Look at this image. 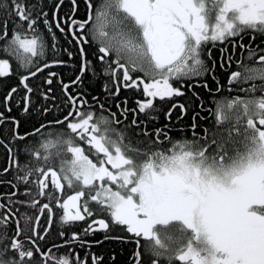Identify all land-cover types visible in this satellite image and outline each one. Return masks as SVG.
Instances as JSON below:
<instances>
[{
  "label": "snow or ice",
  "instance_id": "obj_1",
  "mask_svg": "<svg viewBox=\"0 0 264 264\" xmlns=\"http://www.w3.org/2000/svg\"><path fill=\"white\" fill-rule=\"evenodd\" d=\"M84 2L87 7L85 19L74 18L77 0H71L72 14L67 19L58 17L64 3L59 0L51 21L47 12L34 13L32 8L26 7L24 0H10L0 5V9L19 21L16 30L10 31L7 21L0 26V41L4 42L0 48V78L12 74L13 61L17 64V72L20 69L27 72L19 80L26 90L23 113H29L31 108L30 94L34 89L29 86L30 78L65 63L54 59L41 65L48 47L39 29L41 19L52 37L54 52L57 45L53 24L60 33L71 35L69 44L75 41L81 67L72 84L81 83V77L92 65L85 48L90 43V35L98 44V60L106 65L103 73L112 78L115 86L111 94L118 96L121 88L142 91L147 99L137 101L140 113L155 110L156 98L163 101L183 96L181 88L174 86L175 81L202 76L212 70L202 59L205 45L211 43L214 47L216 42L223 43L233 37L243 40L249 33L253 42L259 34L264 43V0H101L95 10L92 0ZM62 24L67 25V33ZM233 47H236L235 43ZM239 47H246L248 59L255 58V63L249 66L241 61L238 70L231 72L228 84H250L240 91L253 94L259 91L261 94L235 96L227 102V111L218 106L214 113L215 130L204 129L203 135L196 133L198 125L193 116L192 140L173 141L167 131L155 129V140L149 139V147L162 146L167 141L170 145L167 148L151 151L134 148L130 142H125V134L119 132L113 138L110 133L115 130L108 125L121 122L115 119L116 114L111 113L113 119L109 120L96 117L94 112L83 111L87 101L68 93L70 85L62 81L68 108L62 118L41 123L24 134L18 131L20 121L11 118L14 140L24 141L37 134L42 137L38 148H25L33 160L40 163L34 167L26 164L20 169L25 174L16 179L28 185L29 178L35 173L37 178L32 183L38 189L37 195L46 197L49 202L41 204L35 198L16 201L32 208L40 205V215L35 217L32 235L25 240L18 239L22 229L19 221L16 222L10 245L0 247V264H34L37 254L42 257L39 264H49V261L73 264L70 254L60 258L53 253V248L63 245H53L42 251L38 243L45 239L52 225L53 202L55 207L63 210L60 219L64 224L93 217L96 213L89 205L95 202L99 213H108L110 222L103 218L92 219L83 234L98 230L107 232L110 223L123 226L135 238L134 264H160L161 260L168 264L174 260L180 264H264V54H258L264 53V47L253 48L251 44L243 43ZM64 51L69 58L73 56L67 48ZM220 51V66L223 67L226 49ZM110 57L114 59L109 60ZM211 57L209 49V60ZM227 60L230 66L232 57L228 56ZM136 72L143 76L134 77ZM56 76V72L49 71L45 83L51 86L52 78ZM254 81H259V85ZM203 87L211 92L207 83ZM105 89L108 90L107 85ZM216 90H220L218 81ZM51 91L49 87L42 93L43 99H50L48 93ZM16 92L17 88L13 87L4 98L9 113L12 109L8 107V101ZM100 107L103 109L104 106ZM177 107L183 114L185 106L173 104L166 115L170 118ZM42 111L46 114L50 110L44 107ZM132 111L135 113L136 109ZM127 112L128 109H124L121 114L126 116ZM6 119L8 117L0 111V125ZM131 123L137 125V120L133 119ZM51 125H62L67 133L58 132L56 138L51 139L53 133L42 131ZM143 135L150 137L152 134L145 131ZM3 142L0 139V144ZM8 152L11 162L19 167L11 155L12 149ZM67 154L71 159L65 158ZM55 159H59L58 168L53 166ZM3 171L8 172L9 168ZM12 187L17 185L12 184ZM66 188L72 194L65 195ZM23 194L30 196L31 190L25 189ZM2 207L4 205L0 204ZM45 212L49 227L40 234L37 227ZM24 220L27 224L32 218L25 216ZM60 235L64 236V232ZM5 239L6 234L0 235V243ZM141 240L148 242L147 262L141 252ZM75 241L81 246L86 243L77 233L65 243ZM26 242L31 247L26 248ZM10 252L14 254L9 255ZM101 259L93 255L92 264H99ZM75 264H87V261L81 260L77 253Z\"/></svg>",
  "mask_w": 264,
  "mask_h": 264
},
{
  "label": "trees",
  "instance_id": "obj_2",
  "mask_svg": "<svg viewBox=\"0 0 264 264\" xmlns=\"http://www.w3.org/2000/svg\"><path fill=\"white\" fill-rule=\"evenodd\" d=\"M10 0H0V5L9 3ZM101 0H92L94 10L95 7L99 5ZM26 7L32 8L33 12H47L48 19L52 20V13L55 11V4L59 3V0H24ZM35 6V7H33ZM72 14V4L71 0H64V3L61 5L58 17L67 19L68 16ZM87 17V7L84 0H77V8L75 12L76 19H85ZM7 21L9 30H16V24L19 21L15 18L14 15H9L5 10L0 9V26L3 22ZM67 33V25H63ZM39 29L42 32L45 42L48 45L46 49V54L43 60H41V65L43 62L47 61L51 63L52 60H63L65 63L61 65H55L50 69H45L43 73H38L36 77H32L29 80V86L34 89L31 96V108L30 112L25 114L23 113V97L26 94V90L20 85L19 80L21 75L27 74L24 69H20L19 72L16 71L17 64L13 61L12 68L13 72L7 77L0 78V111L4 112L5 117L8 119L5 120L3 125H0V139L4 142L0 144V204L4 207L0 208V235L6 234L7 239L0 243V247L5 245H10L11 238L15 234L16 222L19 221L20 228L22 229L21 236L18 239L25 240L26 237L31 236V228L35 226V217L40 215L38 209L40 205H37L36 208L29 207L26 204L16 203V201L25 200L30 201L33 198L40 201L41 204L48 203L46 197H41L37 195L38 189L35 184L32 183L37 177L34 173L29 178V184L25 185L21 181H18L16 177L22 176L25 174L24 171L20 169L23 168L26 164L34 167L37 161L33 160V157L29 152L25 151L26 147H31L33 149L39 147V143L42 139L40 134L35 136H29L24 141L14 140L12 138V129L13 124L11 118H15L20 121L19 133L24 134L25 132H31L35 127H39L41 123L47 124L48 121L55 120L56 118H62L63 115L67 113V106L65 105V100L67 96L65 95L61 81L70 85L67 90L73 96H76L78 99L82 98L87 101V104L83 106V111H91L95 113L96 117H107L109 120H112L111 113H115V119L121 121L120 123H111L109 127L114 129V132H111L110 135L113 138H116V133L125 134V142H130L132 147L145 149L148 148L150 151L155 150L156 148L170 147L167 141L161 145H154L149 147V139L155 140L154 130L157 128L164 129L167 131L168 136L172 138L173 141L176 140H192L193 136V120L192 117L196 116V123L198 127L195 129L198 135H203L204 129L215 130V115L218 106L225 107L227 102L234 98L235 96H249V95H260L261 93L257 91L256 93H247L240 91L241 88H248L250 84H237L230 86L228 84V79L232 71L238 70V64L242 61L244 64L252 66L255 63V58L253 60L248 59V50L247 48H240L239 44L243 43L245 45L251 44L253 48L257 45L264 47L261 37L257 34V39L253 42L251 40V33L245 34L243 40L239 37L229 38L223 43L216 42L215 46L211 43L204 46V52L202 53V59L205 60L207 66L212 69L205 75L202 76H193L191 79H182L180 81H175L174 86L180 87L181 91L184 92L183 96H174L172 98H165L161 101L159 98L154 100V109L155 110H146V113H140L138 111L137 101H144L145 98L142 94V91L137 89H125L121 88V91L118 96L112 95L115 91V86L112 83V78L106 76L103 73V68L106 67L103 63L98 60V44L95 41H92V37L89 35L88 39L90 43L85 45L87 52V59L92 62V65L88 71L81 77L82 82L78 84H72L71 82L75 80L76 76L80 74L81 67V57L78 52V48L75 45V41L72 44H69L68 41L72 39L70 34H62L57 30L53 24V32L56 36V45L57 48L55 52L51 48L53 43L51 35L47 32V29L44 28L41 22L39 23ZM3 41H0V48L3 46ZM233 43L236 44V47H233ZM67 48L69 51L73 52L71 58L68 57L64 49ZM211 50L212 57L211 60L208 58V50ZM221 49H226V52L223 54V63L224 66L221 67ZM264 54V53H258ZM231 56V64L227 57ZM114 59L110 57L109 60ZM213 61L215 62V67L212 68ZM115 67V65H113ZM34 70V69H32ZM56 72L57 76L53 77V84L51 86L45 83L46 78H48V72ZM215 77V79H213ZM217 81L219 82L220 90L217 91ZM207 83L211 92L204 88L203 85ZM259 85V81H254ZM107 85L108 90L106 91L105 86ZM17 88V92L13 93V97L8 101V107L12 109L9 113L4 105V98L7 93L13 88ZM51 87L52 91L48 93L50 99H43L42 93L47 92V89ZM231 87V91L229 88ZM195 94V95H194ZM96 99H93V98ZM126 101V103H125ZM173 104H183L185 106V111L182 114V111L179 107L172 110V115L169 118L166 114L171 109ZM100 105H103L101 109ZM120 105V107H117ZM47 107L50 111L48 113H43L42 109ZM124 109H128V112L125 115H122ZM136 109L134 113L132 110ZM198 114V115H197ZM149 116L155 117L150 119ZM137 120V125H132V120ZM167 126V127H165ZM45 132L53 133L51 139H55V134L58 132L67 133V129L62 125H51L48 129L42 130ZM147 131L152 134L150 137H145L143 133ZM163 140V136L160 137ZM7 145V147H5ZM87 150V145H84ZM12 149V156L18 161L19 167L16 164H13L9 159L8 149ZM55 152V149L52 150ZM133 155V153H129ZM66 159H71V155L67 154ZM95 159L94 157H90ZM143 159V157H141ZM59 159H55L53 166L58 168ZM9 168L8 172H4L3 169ZM26 171V169H25ZM11 181V183H8ZM12 184L17 185L16 188L12 187ZM25 189L31 190V195H24ZM51 189V185H50ZM49 189V190H50ZM87 191V190H86ZM16 195H12V193ZM72 194L71 190L65 189V195ZM53 222L49 228L48 234L43 241H38L41 250L46 251L48 248H51L53 245H63L66 244L65 241L69 240L73 233H77L81 236L83 229L91 223L92 219H105L110 222V217L108 213H99L98 205L95 202L91 203L90 208L96 213L93 217H88L84 221H75L68 224L61 222V215L63 210L55 207L53 202ZM14 214V215H13ZM31 217L32 220L29 223H25L24 217ZM48 215L47 212L40 217V224L37 227V231L40 234L44 233V229L48 228ZM64 232V236H61L60 233ZM109 233L104 234L102 232H96L92 239H88L87 242H93L90 247V251L87 249L88 245L84 247L90 258V253H94L96 257L102 258L99 264H134V252L136 251L135 243L128 242L126 240V234L123 226H118L110 223V228L107 231ZM123 237V239H106L105 237ZM125 237V238H124ZM72 243L68 245H63V247L53 248L52 251L56 257H64L70 254V258L75 264V256L71 252ZM31 247L27 242L25 247ZM83 251V250H82ZM82 251L80 253L82 254ZM89 251V252H88ZM141 252L144 256L145 262L149 259V254L141 249ZM14 253L10 252L9 255ZM42 257L37 254L35 257L34 264H39ZM44 259V258H43ZM164 262V263H163ZM49 264H52L49 261ZM160 264H168L166 260H161ZM172 264H179L177 261H172Z\"/></svg>",
  "mask_w": 264,
  "mask_h": 264
},
{
  "label": "flooded vegetation",
  "instance_id": "obj_3",
  "mask_svg": "<svg viewBox=\"0 0 264 264\" xmlns=\"http://www.w3.org/2000/svg\"><path fill=\"white\" fill-rule=\"evenodd\" d=\"M53 216H54V215H53ZM94 227H96V226L94 225ZM96 232H102V233H104V234L109 233V232H105V231H103V230H98V231H95V232L90 233L89 235H84V234L81 232V236H80V238H81L82 240L86 241V243H85L83 246H81V244L79 243V241H75V242H72V245H71V246H72V248H71V252H73V250H74L73 255L76 256V254L78 253V254H79V257H80L81 260H85V259H86L87 264H92V257H93V255H95V254H94V253H90V258H88V254H89V253L86 252L87 250L84 249V247H86V245H88L87 249L90 251V247H91L93 244H95V243H93V242H87V240H88V239L93 240L92 237H93V235H94ZM124 234H126L125 236H126V240H127L128 242L135 243V238L132 236V234L127 233L126 231H125ZM124 238H125V237H124ZM63 245H68V244H63ZM135 245H136V243H135ZM141 245H142L143 250H145V252H147L148 242H146V241H144V240H141ZM27 247H29V246H27ZM142 248H141V249H142ZM82 250H83V251H82ZM80 251H82V254L80 253ZM89 251H88V252H89ZM147 253H148V252H147ZM95 256H96V255H95ZM59 257L62 258V257H61V254L59 255ZM43 258L46 259L47 257H43ZM177 262H178V261H177ZM178 263L180 264V262H178Z\"/></svg>",
  "mask_w": 264,
  "mask_h": 264
},
{
  "label": "rangeland",
  "instance_id": "obj_4",
  "mask_svg": "<svg viewBox=\"0 0 264 264\" xmlns=\"http://www.w3.org/2000/svg\"><path fill=\"white\" fill-rule=\"evenodd\" d=\"M133 76L135 77V76H143V73H140V72H136V73H133ZM226 107V106H225ZM102 127H103V125H102ZM108 127H109V125H108ZM108 167L111 169V166L110 165H108ZM91 206V203H90V205H89V207ZM74 211V210H73Z\"/></svg>",
  "mask_w": 264,
  "mask_h": 264
},
{
  "label": "bare ground",
  "instance_id": "obj_5",
  "mask_svg": "<svg viewBox=\"0 0 264 264\" xmlns=\"http://www.w3.org/2000/svg\"><path fill=\"white\" fill-rule=\"evenodd\" d=\"M164 263V262H163Z\"/></svg>",
  "mask_w": 264,
  "mask_h": 264
}]
</instances>
